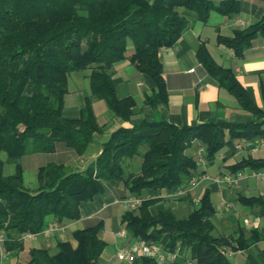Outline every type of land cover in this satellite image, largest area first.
<instances>
[{"label":"trees","instance_id":"trees-1","mask_svg":"<svg viewBox=\"0 0 264 264\" xmlns=\"http://www.w3.org/2000/svg\"><path fill=\"white\" fill-rule=\"evenodd\" d=\"M179 8L197 13L205 22L211 11L232 17L239 12L236 0H0V233L8 249L21 247L27 234L43 230L47 217L57 223L80 218L82 202L105 193L107 185L122 184L141 204L122 215L131 239L158 243L166 238L168 250L180 248L183 261L195 264H230L227 250H242L261 239L256 231L237 238L215 232V210L205 189L185 216L171 208L156 214L149 207L156 201L145 197L149 190L172 192L184 185L182 175L192 177L197 160L187 154L194 142L214 157L226 139L253 140L264 137V112L256 108L236 82L232 72L217 67L201 45L196 56L204 69L255 119L246 122H206L177 127L163 121L142 119L131 127L119 126L100 143L94 161L84 168L49 162L36 173V187L24 185L19 159L28 154L53 153L58 146L77 156L86 153L94 136L104 132L93 100L104 102L119 121L127 122L135 102L118 99L111 69L124 60L154 83L144 102L153 108L165 105L167 89L162 77L160 53L173 47L187 27ZM258 34H264V16L231 38L219 42L237 56ZM89 71V94L78 118L62 115L68 77ZM264 97V93H263ZM140 158L137 172L127 161ZM14 166L4 174V165ZM264 169V159H243L228 169ZM244 205H264L261 197L239 196ZM101 222L75 230L76 246L59 242L56 250L34 248L27 264H98L105 243ZM187 252V253H186ZM143 264H157L143 258Z\"/></svg>","mask_w":264,"mask_h":264},{"label":"crops","instance_id":"crops-1","mask_svg":"<svg viewBox=\"0 0 264 264\" xmlns=\"http://www.w3.org/2000/svg\"><path fill=\"white\" fill-rule=\"evenodd\" d=\"M236 1L239 6L236 15L227 17L211 11L205 22L201 21L193 10L178 9L187 20L186 30L173 47L162 49L160 53L162 77L168 96L165 105L153 108L144 102L145 93L152 92L154 83L150 77L135 70L128 60L113 65L110 72L117 98L131 97L135 105L132 107L130 120L121 122L112 118L115 125L107 130V133L119 126L131 127L142 119L163 121L177 127L216 121L235 123L254 120V115L244 110L231 93L220 87L218 81L207 73L199 62L196 51L201 45L206 48L217 67L232 72L250 102L264 112V34L255 36L250 46L239 56L235 54L233 48L219 42V38H231L235 30L246 28L260 20L264 16V0ZM79 74H83V81H78L76 77L78 75L73 79L68 77V93L64 96L62 110L65 118H78L84 106L85 96L89 94V87L86 92L85 85L89 71ZM94 112L96 114L95 110ZM261 120L264 118L259 119ZM98 141L101 142L103 139ZM200 149L203 151L200 152ZM189 150L198 163V168L192 177L205 178L189 193V198L199 199L205 189L209 190L215 210L213 220L215 232L233 238H237L240 233L246 235L253 230L261 235L259 241L245 249L227 250L226 259L230 264H264V205L250 206L239 201V196L261 197L264 200V180L253 175L258 170L248 167L239 170L243 173V177L236 184H229L223 180L235 174L228 169L231 165L248 158L264 159V137L246 141L228 138L224 147L214 157H208L206 147L199 143ZM99 151L100 147L86 160L90 157L95 158ZM61 156L72 161L81 157L66 150L65 147L61 148ZM84 162L81 166L76 165V168H81ZM59 163L61 162H57ZM127 165L137 172L140 158H136L133 162L128 160ZM192 177L182 175L184 185H187ZM173 192L147 191L145 197L156 199L149 207L150 213L156 214L159 210L169 207L177 215L182 213L179 216H185L190 209L188 198L172 196ZM126 197H129V194L122 184L107 185L103 195L81 203L79 219L57 223L49 216L40 233L23 236L19 240L21 242L19 248L8 249L3 240L0 243V264H27L31 249L41 248L54 252L59 242H68L75 247L73 232L97 222L103 225L100 238L105 243L98 264H143V258L133 262H120L116 258L120 248L131 247L135 242L127 234L122 222V215L128 209L117 203L118 200ZM160 242L165 244L166 238ZM189 261L190 264H195L193 260Z\"/></svg>","mask_w":264,"mask_h":264},{"label":"rangeland","instance_id":"rangeland-1","mask_svg":"<svg viewBox=\"0 0 264 264\" xmlns=\"http://www.w3.org/2000/svg\"><path fill=\"white\" fill-rule=\"evenodd\" d=\"M76 75H78V76H76ZM75 76L78 78V81L79 80L83 81V78H82L83 74H79V72H73L70 74V79H73ZM87 84H88V80L85 81V85L87 86L86 92H88V85ZM93 105H94L93 106L94 110L96 111V114H95L96 119H97L99 125H103L104 132L100 135H95L94 136V144H91L89 146V148L87 149L86 153L81 155V157L76 158L75 161H72L68 158H64L61 156L62 146H58L53 153H34V154H28V155L21 157L19 159V163L22 166L24 185L26 188L32 190L36 187V185H37L36 173H37V169L39 166L45 165L48 162H56V163L61 162L65 165L72 166V167L76 168V165L81 166L83 161H85V162L87 161L86 158L89 155L93 154L94 152H96L98 150V148L100 147V143L102 142V141L99 142L98 139H103V141L106 139V136H108V134H109V133H107V130H110L115 125V123L112 119L115 117L107 110L103 101L95 100ZM106 111L108 114L106 113ZM107 115H108V118H107ZM110 115L112 117L109 118ZM105 134H107V135L105 136ZM104 136H105V138H104ZM96 137H97V139H96ZM196 143H198V142H194L193 146L196 145ZM66 150L73 153L72 150H69L67 148H66ZM187 154L191 155L189 149L187 150ZM0 158L2 160L6 159V157L3 153L0 154ZM64 160L66 163L64 162ZM85 162H84V164H85ZM13 171H14V166L7 165V164L4 165V174H11V173H13ZM128 171H134V169L130 168V166H129ZM126 198H128V197H126ZM121 200H118L117 203H119L125 209H128V210L133 209L131 206H128V205L120 202ZM178 214L182 215V213H178Z\"/></svg>","mask_w":264,"mask_h":264},{"label":"built area","instance_id":"built-area-1","mask_svg":"<svg viewBox=\"0 0 264 264\" xmlns=\"http://www.w3.org/2000/svg\"><path fill=\"white\" fill-rule=\"evenodd\" d=\"M236 148H239V146H236ZM202 151L203 149H200V152ZM253 175L259 177L261 180H264V169L255 171ZM242 177L243 173L238 171L232 176H229L223 180L229 184H236ZM204 179L205 178L201 176L192 177L187 185L179 187L173 192L172 196L183 197L187 195L188 193L192 192V190ZM142 200L143 198L140 197H128L122 199L120 202L131 206L132 208H136L141 204ZM194 202L197 203L198 199L195 198ZM3 240L4 235L0 233V243H2ZM116 258L120 262H133L140 258H150L159 264H190L189 260H182L179 247L173 250H168L161 242L146 243L143 240H136L131 247L120 248L117 251Z\"/></svg>","mask_w":264,"mask_h":264},{"label":"water","instance_id":"water-1","mask_svg":"<svg viewBox=\"0 0 264 264\" xmlns=\"http://www.w3.org/2000/svg\"><path fill=\"white\" fill-rule=\"evenodd\" d=\"M94 161V157H90L84 164V168H86L88 165H90Z\"/></svg>","mask_w":264,"mask_h":264}]
</instances>
